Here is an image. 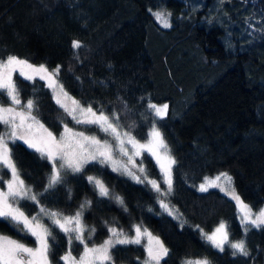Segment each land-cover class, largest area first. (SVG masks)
Segmentation results:
<instances>
[{"label": "trees", "instance_id": "obj_1", "mask_svg": "<svg viewBox=\"0 0 264 264\" xmlns=\"http://www.w3.org/2000/svg\"><path fill=\"white\" fill-rule=\"evenodd\" d=\"M159 9L171 13L166 29L151 16ZM73 40L82 47L73 49ZM9 55L48 70L59 65V83L72 99L97 114L115 113L119 129L140 142L155 122L177 161L167 202L181 222L157 212L150 187L94 162L82 172L62 173L65 182L46 191V160L19 141L9 142L21 178L33 193L43 194L39 207L70 215L89 200L83 221L96 231L88 244L105 239L109 226L128 232L139 224L168 249L161 264L203 258L211 264H262L264 226L243 233L228 197L214 188L197 192L193 187L227 173L253 212L264 205V0H0V57ZM14 79L22 101H37L38 119L49 131L57 135L72 125L42 80ZM0 102L8 103L3 95ZM149 102L167 104V116L158 119ZM141 160L149 178L159 183L152 160L144 153L136 164ZM89 176L103 180L124 207L99 196ZM20 204L28 215L37 205ZM221 221L228 224L231 240L246 241L249 257H233L227 247L219 252L201 239L199 229L208 232ZM48 227L55 237L49 239L53 264H62L65 237ZM0 235L31 243L3 218ZM112 255L114 264H140L144 251L141 245H117Z\"/></svg>", "mask_w": 264, "mask_h": 264}, {"label": "snow or ice", "instance_id": "obj_2", "mask_svg": "<svg viewBox=\"0 0 264 264\" xmlns=\"http://www.w3.org/2000/svg\"><path fill=\"white\" fill-rule=\"evenodd\" d=\"M152 14L158 22H162L163 27L171 26L168 22L171 13L156 11ZM71 46L73 49H79L82 44L78 40H73ZM17 72L24 80L33 83L37 78L45 80L46 86L53 92L56 103L69 116H72L77 124H94L102 132L112 135L117 141L120 154L128 157L127 163L116 166L117 161L113 159L112 145L107 141L102 142L96 136L85 135L83 131L76 132L67 124L64 125V131L57 139L52 131L40 123L37 116L39 112L37 101L35 99L22 101L21 89L14 79V73ZM59 72V65L56 69L49 71L43 64L35 66L17 56L0 57V95H6L9 100L7 105L0 102V125L4 126V130L0 131V184L3 185L0 187V218L9 220L21 232L34 237L37 242V247L33 248L18 240L0 236V264H53L54 256L49 239L55 240V237L51 228L41 222V214H47L52 224L68 237L69 251L60 257L64 264H114L112 250L117 245H140L145 237L148 243L144 245L146 257L142 264H161V261L168 255V249L158 236H154L139 224L132 226L135 235H129L128 232L118 226H109L108 238L98 246L89 247L87 241L96 231L94 227L88 228L83 221L84 211L92 203L89 200H85L80 205L79 210L71 216L63 215L59 211H49L42 206L40 213L35 216H30L22 210L20 201L30 200L39 205L40 196L43 194L33 193L31 187L21 178V169L13 156L12 149L9 147V142L14 143L17 140H22L29 148L39 152L41 157L46 158L52 165L46 191L47 188L65 182L62 170L68 169L73 173H79L83 171L85 164L98 160L101 164H112L113 171H122V174L128 175L136 183L151 185L152 190L158 194V202L161 207L168 211L169 215H173L169 205L161 197H166L172 192V170L177 161L170 153L161 128L154 122L148 133V140L143 143L130 132H125L121 136L119 125L115 122L118 120V116L113 113L109 117L103 111L97 114V111L91 106L87 108L81 106L79 101L72 99L64 90L63 85L59 83ZM61 95L66 99H72L74 107L69 108L60 98ZM148 108L154 112L158 119L163 120L168 114L169 106L167 104L158 106L149 102ZM77 111L90 113L93 118H77ZM126 144L131 145V154ZM143 152H147L156 160L161 170L163 182L167 185L166 190L161 189L157 180L149 178L148 170L143 166V160L140 161L139 165L136 164L134 157L141 156ZM128 165H132V168H129ZM4 169H7L10 178L4 179L5 174H2ZM221 179L226 181V184H219ZM88 181L93 184L99 196L109 197L124 207L123 198L111 192L103 180L89 176ZM217 186L221 192H225L236 202L241 213L240 222L245 234L250 227L260 228L264 226V209L253 212L252 208L245 204L239 194L236 193L231 185V177L227 173H221L212 180L205 177L198 190L206 192L209 187ZM125 211H127L126 207ZM199 230L202 238L217 251L224 252L225 247H227L232 250L231 255L233 257L250 256L246 241L243 238L240 240L230 239L229 226L226 222L221 221L211 233H206L203 229ZM86 232L88 233L87 237L85 236ZM73 241H78L83 245V252L79 259L71 255ZM184 264H211V261L203 258L186 260Z\"/></svg>", "mask_w": 264, "mask_h": 264}, {"label": "rangeland", "instance_id": "obj_3", "mask_svg": "<svg viewBox=\"0 0 264 264\" xmlns=\"http://www.w3.org/2000/svg\"><path fill=\"white\" fill-rule=\"evenodd\" d=\"M156 11H163V10H155V11H151L150 13H151V16H152V18H153V20H154V22L156 23V25L158 26V27H160V28H164V29H166L165 27H163V25H162V22H158L157 20H156V18L153 16V12H156ZM164 12V11H163ZM168 22H169V19H168ZM168 28V27H167ZM35 66H39V65H35ZM54 70V69H53ZM49 71H52V70H49ZM14 75L15 76H18V77H20V78H22L23 79V77H21V76H19V73L17 72V73H14ZM37 79H39V78H37ZM40 80V79H39ZM44 83H45V85H46V81L45 80H42ZM48 88V87H47ZM48 90H49V92H50V95H51V98H52V101L54 102V104L60 109V110H62L67 116H68V118L70 119V121L72 122V125L69 127V128H71V129H73L74 131H76V132H80V131H83L84 133H85V135H88V136H96L98 139H100L102 142L103 141H107L110 145H112V147H113V159H115L116 161H117V165L116 166H120V165H123V164H126L127 163V161H128V157L127 156H122L121 154H120V152H119V150H118V148H117V141L113 138V136L112 135H110V134H108V133H105V132H102L96 125H94V124H91V125H85V124H77L74 120H73V118H72V116H69L65 111H64V109L63 108H61L57 103H56V101H55V99L53 98V92H52V90L51 89H49L48 88ZM57 92L59 93V89L57 88ZM4 97H5V99H6V101L9 103V100H8V97L6 96V95H3ZM63 101H64V103H66L67 105H68V107L69 108H72V107H74V105L72 104V99H66V98H64L62 95H61V97H60ZM7 103V104H8ZM162 105H164V104H162ZM158 106H161V105H158ZM84 107V106H83ZM84 108H87V107H84ZM151 112H152V110H150ZM153 114H154V112H152ZM76 115H77V118H81V119H83V118H93V117H91V114L90 113H80L79 111H77V113H76ZM155 115V114H154ZM152 127V126H151ZM151 127L149 128V130L147 131V136H146V138L143 140V141H141V143H143V142H146L147 140H148V133H149V131H150V129H151ZM2 129L4 130V126L2 125ZM64 131V127H62V130L60 131V133H58L57 135H56V137H57V139H59V136H60V134L62 133ZM119 132H120V134H121V136H123V133H125L124 131H122V130H120L119 129ZM126 139V138H125ZM17 141H19L20 143H22L23 145H25L26 147H28L27 146V144H25L22 140H17ZM126 147L129 149V151H130V154H131V145H128V144H126ZM29 148V147H28ZM29 149H31V148H29ZM31 150H33V151H35L34 149H31ZM36 152V151H35ZM40 157H41V155H40V153L39 152H36ZM144 154H146L151 160H152V162L154 163V165H155V167L157 168V170H158V172H159V174H160V186H161V189L162 190H166V188H167V185L166 184H164V182H163V177H162V174H161V170H160V168H159V166L157 165V163H156V160L151 156V155H149L147 152H143ZM137 157H134V160L136 159ZM43 159H45L46 160V162L49 164V166H50V173H49V175H48V179H47V185H48V183H49V176H50V174H51V171H52V165L50 164V162L46 159V158H43ZM94 163H98V164H101V163H99L98 162V160L97 161H93ZM101 165H103V166H105L108 170H110L111 172H113V173H116V174H118V175H121L122 177H124V178H126V179H128V180H130V181H132V182H135L132 178H130L128 175H124V174H122V171H113L112 170V168H113V165L112 164H110V163H106V164H101ZM128 167L129 168H132V165H128ZM133 171H135V169H133ZM62 173H73L71 170H68V169H65V170H62ZM222 173V172H221ZM221 173H217V174H213V175H211V176H209V177H207V178H209V180H212V179H214L215 177H217L218 175H220ZM2 174H5L4 175V179H8V178H10V174H7V169H4L3 170V173ZM205 179V178H204ZM204 179H202L200 182H198L193 188H194V190L195 191H197V192H201V191H199L198 189H199V186H200V184L201 183H203L204 182ZM136 183V182H135ZM219 184H221V185H224V184H226V181H224L223 179H221V181H219L218 182ZM139 184H145V183H139ZM47 185L45 186V189H46V187H47ZM146 185V184H145ZM232 185V184H231ZM3 185L2 184H0V187H2ZM148 187H150V189L152 190V188H151V185H147ZM94 187V186H93ZM210 188H214V189H217L219 192H221L220 191V188L217 186V187H209V189ZM96 190V189H95ZM97 191V190H96ZM153 191V190H152ZM154 192V195H155V201H156V206H157V212L159 213V214H164V215H166V216H168V217H170V218H172L173 220H175V221H177V222H181L180 221V218H179V216H178V214H177V212L175 211V209L172 207V206H170L169 205V203L167 202V197H168V195L166 196V197H161L162 199H164L165 200V202L169 205V208H170V210H172V212H173V215H169V213H168V211H165L162 207H161V205H160V203L158 202V194H157V192H155V191H153ZM98 193V192H97ZM222 194H224L226 197H228L233 203H234V205H235V209H236V219H237V222H238V224L240 225V228H241V230H242V232L244 233V229H243V227L241 226V222H240V216H241V213H240V210L237 208V205H236V202L234 201V200H232L231 198H230V196L229 195H226L225 194V192H221ZM22 201H24V200H22ZM26 201H30V200H26ZM21 202V201H20ZM30 202H32V201H30ZM35 204V203H34ZM35 212L32 214V215H30V216H35V215H37L38 213H40V208L41 207H39L38 205H35ZM260 209H264V205L263 206H261V208ZM259 209V210H260ZM259 210H257V211H259ZM49 211H53V210H49ZM257 211H255V212H257ZM76 213V211L75 212H73L72 214H70V215H66V216H71V215H74ZM41 222L43 223V224H45L46 226H54V227H56L55 225H53L52 224V222H51V220L49 219V217H48V215L47 214H41ZM219 225V224H218ZM217 225V226H218ZM216 226V227H217ZM22 227V226H21ZM216 227H214L213 229H211L210 231H208V232H206V233H211ZM59 231H60V229L58 228V227H56ZM251 228V227H250ZM61 232V231H60ZM127 232V231H126ZM63 235H64V237H65V240H66V250H65V252L61 255V256H63L67 251H69V245H68V237L67 236H65V234L63 233V232H61ZM128 233H129V235H135V232L134 231H132V226H131V228H130V231H128ZM198 233H199V235H200V237H201V239L204 241V242H206L203 238H202V236H201V233L198 231ZM25 234V233H24ZM1 236V235H0ZM29 236V238L31 239V243H30V245L29 244H25L26 246H28V247H33V248H35V247H37V242H36V240H35V238L34 237H32V236H30V235H28ZM85 236L87 237L88 236V233L86 232L85 233ZM108 236H109V232H108V234H107V236H106V238L105 239H107L108 238ZM3 237H5V236H3ZM105 239H103L100 243H98V244H89V247H92V246H94V245H96V246H98V245H100V244H102L103 243V241L105 240ZM88 242V241H87ZM148 243V241H147V238L145 237L144 239H142V242H141V246H142V248H143V251H144V256H143V259L140 261V264H142V261L145 259V257H146V252H145V249H144V245L145 244H147ZM207 243V242H206ZM73 244H75V245H77V247H76V249H77V253H76V255H73V253L71 252V255L73 256V257H75L76 259H79V256L82 254V252H83V245H81L78 241H73ZM73 244L71 245V248H72V246H73ZM208 244V243H207ZM210 245V244H209ZM211 246V245H210ZM76 252V251H75ZM61 261V263L62 264H64V262L62 261V260H60ZM262 264H264V256H263V262H262Z\"/></svg>", "mask_w": 264, "mask_h": 264}]
</instances>
